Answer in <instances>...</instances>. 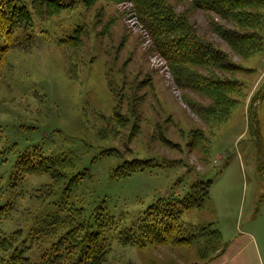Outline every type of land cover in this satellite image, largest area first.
Masks as SVG:
<instances>
[{
	"label": "rangeland",
	"instance_id": "rangeland-1",
	"mask_svg": "<svg viewBox=\"0 0 264 264\" xmlns=\"http://www.w3.org/2000/svg\"><path fill=\"white\" fill-rule=\"evenodd\" d=\"M88 1L63 0L68 5L75 2L72 10L52 17L44 15L46 6L37 5L43 16H34L27 37L10 41L11 48L4 57L0 55V206L11 200L14 205L0 216L2 234L20 232L32 247L28 254L38 256L48 248L47 243L39 244L41 239H57L66 232V226L59 231L50 223L57 211L47 203L52 193V198L60 193L61 180L51 182L42 174L16 176L18 155L39 147L42 156L62 151L77 157V166L108 151L107 158L93 162L91 189L98 199L107 198L113 216L123 215L127 222L160 196L175 192L171 195L181 197L193 182L211 181L203 208L185 212L182 219L189 224H214L220 237L218 251L205 250L204 260L197 257L202 244L140 250L113 241L108 264H207L224 254L228 240L239 239L246 230L259 244V236L264 235V99L257 93L264 83V50L241 58L214 31L217 25L234 26L231 21L194 8L190 0H159L186 20L202 42L225 52L230 62L243 69L194 67L204 77L236 80L241 85L238 94L229 96L237 100L232 110L221 109L227 118L215 123L211 113L202 110L214 109L212 94L175 84L170 66L154 52L131 2ZM79 27L84 29L82 45H58L59 38ZM146 157L167 167L125 179L110 178L117 163ZM176 181L181 184L171 191ZM84 187L90 186L83 184L79 190ZM17 191L19 197L13 195ZM37 221L44 223L45 230L32 234ZM56 230L53 237L47 236ZM64 240L63 248L67 242L73 247Z\"/></svg>",
	"mask_w": 264,
	"mask_h": 264
},
{
	"label": "trees",
	"instance_id": "trees-1",
	"mask_svg": "<svg viewBox=\"0 0 264 264\" xmlns=\"http://www.w3.org/2000/svg\"><path fill=\"white\" fill-rule=\"evenodd\" d=\"M91 1L93 0L88 2ZM111 1H129L135 6L137 18L145 27L154 52L170 66L175 84L179 88L212 94L214 109L202 110H205L204 114L210 112L211 120L216 121L215 123L224 122L228 115L221 114V109L225 112L227 108L232 110L235 106L237 100H232L229 96L238 94L240 83L236 80L204 77L199 75L194 67L216 66L224 72L243 71L242 67L230 62L225 52L215 51L209 43L202 42L205 40L190 29L186 20L175 14L162 1ZM190 3L194 8L213 12L221 20L234 24L230 28L217 25L214 31L239 57L248 58L264 50V0H190ZM74 4L75 2L71 5L65 4L63 0H0V55L4 57L7 49L11 48L10 41H22L19 37L23 35L27 37V32L33 29L34 16L40 18L44 12V15L52 17L50 15L72 10ZM37 5L46 6L45 11H39ZM24 31L26 33H23ZM16 32V39H13ZM83 32V27H79L70 35H63L58 39V45L66 48L82 45L80 35ZM27 40L34 41L33 38ZM16 47L13 46L12 49ZM257 95L259 99H264V83ZM257 100L258 98L253 99V103ZM251 107L254 111L255 106L251 104ZM215 111L217 115L213 114ZM34 149L36 150L32 153L24 151L18 155L15 163L16 176L24 178L42 174L47 175L51 182L61 180L60 193L54 194L55 198H52L53 193L51 197L47 194V203H53L57 211V217L50 222L52 226L59 231L63 226L67 229L64 235L57 239L53 237L57 230L49 232L47 236L53 238L41 239L39 242L47 243V250L41 251L38 256H32L28 254L32 249L28 238L21 237L18 231L9 237L4 236L0 223V264H108L113 241L123 248L134 247L140 250L159 246L189 248L202 244L203 251L202 247L197 249V257L204 260L208 256L205 250L212 254L219 250L220 237L214 224H189L182 219L185 212L203 208L204 201H207L210 195V180L199 179L193 182L181 197L176 196L178 194L171 195L175 194L172 192L156 198L127 222L123 215L113 216L107 208V198L98 199L91 189L95 181V175L90 170L93 162L98 158H107L108 151L96 153L85 164L79 161L77 166V161H74L77 157H67L62 151L42 156L41 148ZM166 167V163H159L153 157L135 158L132 161L117 163L112 168L110 178L125 179L138 172L158 171ZM86 183L90 187L79 190ZM180 184L176 181L170 190ZM13 195L19 197L21 192L17 191ZM71 200L74 206L67 208L65 203L72 204ZM12 203L11 200L0 206V216L12 211ZM49 219L46 217V220ZM40 228L45 230L44 223L37 221L30 232L35 234V230L40 234ZM65 237L73 247H70L68 242L65 248L62 247ZM69 248L71 251L66 254Z\"/></svg>",
	"mask_w": 264,
	"mask_h": 264
},
{
	"label": "crops",
	"instance_id": "crops-1",
	"mask_svg": "<svg viewBox=\"0 0 264 264\" xmlns=\"http://www.w3.org/2000/svg\"><path fill=\"white\" fill-rule=\"evenodd\" d=\"M240 235L239 239L228 240L224 254L207 264H264V235L259 236L261 247L249 231H242Z\"/></svg>",
	"mask_w": 264,
	"mask_h": 264
}]
</instances>
